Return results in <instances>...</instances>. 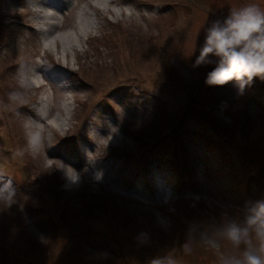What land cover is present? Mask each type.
Wrapping results in <instances>:
<instances>
[{
	"label": "rangeland",
	"instance_id": "1",
	"mask_svg": "<svg viewBox=\"0 0 264 264\" xmlns=\"http://www.w3.org/2000/svg\"><path fill=\"white\" fill-rule=\"evenodd\" d=\"M35 2L0 0V264H233L226 229L264 201V78L193 65L264 0H66L48 33Z\"/></svg>",
	"mask_w": 264,
	"mask_h": 264
},
{
	"label": "clouds",
	"instance_id": "2",
	"mask_svg": "<svg viewBox=\"0 0 264 264\" xmlns=\"http://www.w3.org/2000/svg\"><path fill=\"white\" fill-rule=\"evenodd\" d=\"M201 65H213L205 79L209 86L235 82L242 92L254 77L264 78V11L256 5H246L232 10L222 24L214 22L207 30L193 66ZM10 187L9 181L0 186V191ZM252 233L259 242V251L264 253V201H257L250 210L246 226L233 223L226 229V237L234 246L245 245L242 256L233 264H264V256L254 250ZM151 264H162V261L153 259Z\"/></svg>",
	"mask_w": 264,
	"mask_h": 264
},
{
	"label": "bare ground",
	"instance_id": "3",
	"mask_svg": "<svg viewBox=\"0 0 264 264\" xmlns=\"http://www.w3.org/2000/svg\"><path fill=\"white\" fill-rule=\"evenodd\" d=\"M66 0H38V2H35L36 5L34 6L36 8V10H39L40 13L37 15V17H39L42 23H40L39 28L42 30L44 33H48L51 30L48 28V26L54 27L59 25V20L58 17L60 15L57 14V11H60V8L62 7V5L64 4L63 2ZM70 1V0H69ZM99 1H106L108 2L109 0H99ZM46 29V30H45ZM138 54L139 55H144V51H140L138 50ZM77 69V68H76ZM76 69L72 70V73L75 75V73L77 72ZM48 72H51L50 70L47 69ZM89 70H87L88 73ZM33 73V77L35 78V76H37L35 74L34 71H32ZM54 75L56 73H53ZM80 82L84 83L87 87L91 88L93 91L99 89V90H103L107 87V85L110 84V81L107 82L106 79H101V81H98L96 83V86L93 85V82H91L88 79V75L83 76L84 78L81 77H77L75 76ZM33 80V79H32ZM34 81V80H33ZM116 82H118V80H116ZM1 99V98H0ZM35 109L38 110L37 114L40 118H44V116L46 115L44 113V108H42V104L38 103L37 106H35ZM57 125H59L62 128V122H64V120H60V119H56L54 120Z\"/></svg>",
	"mask_w": 264,
	"mask_h": 264
},
{
	"label": "trees",
	"instance_id": "4",
	"mask_svg": "<svg viewBox=\"0 0 264 264\" xmlns=\"http://www.w3.org/2000/svg\"><path fill=\"white\" fill-rule=\"evenodd\" d=\"M112 36V35H111ZM79 73V72H78ZM83 74H79V77H81ZM84 76V75H83ZM82 76V78H84ZM109 90H114V88L113 87H111V88H109V89H103V91H109ZM90 106L91 105H89V107L86 109V113L89 111V109H90ZM85 113V114H86ZM63 217V216H62ZM65 219V223L67 224V225H70V227H68L69 229L70 228H73V227H71L72 225H74L75 223H69V221L67 220V218H64ZM52 222H54V224L52 225ZM52 222H50V223H48V225H50V232H51V234H52V236H57V235H59V236H63L64 235V233H63V231H60L57 227H61V225H60V219L59 218H57V217H55L54 216V219H53V221ZM62 223H64V221L62 222ZM61 223V224H62ZM57 225V226H56ZM184 227V226H183ZM65 230H67V229H65ZM219 237H220V235H218ZM221 238H222V240L224 239L222 236H221ZM252 241H253V244H257V245H259V242L256 240V238H255V234L254 233H252ZM224 242V241H223ZM243 247H244V244H241L240 246H239V250H240V254H239V251L238 252H236L235 254H234V256H235V258H239L240 257V255L243 253ZM110 248V247H109ZM263 256H264V253H263ZM105 258H108L107 256H105ZM101 261H104V258L101 256L100 257V259L98 260V262H101Z\"/></svg>",
	"mask_w": 264,
	"mask_h": 264
}]
</instances>
